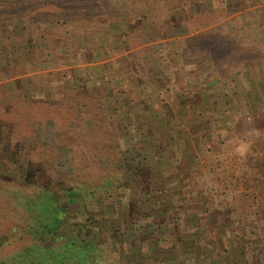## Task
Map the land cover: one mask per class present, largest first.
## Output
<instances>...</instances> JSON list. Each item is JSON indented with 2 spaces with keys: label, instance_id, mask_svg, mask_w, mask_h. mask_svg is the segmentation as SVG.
I'll return each mask as SVG.
<instances>
[{
  "label": "rangeland",
  "instance_id": "rangeland-1",
  "mask_svg": "<svg viewBox=\"0 0 264 264\" xmlns=\"http://www.w3.org/2000/svg\"><path fill=\"white\" fill-rule=\"evenodd\" d=\"M100 1L94 2L86 11L78 12L74 17L75 30L68 40V45L60 47V52L67 55L64 65L61 66L57 64L59 59L45 55L46 50L48 51L47 45L53 43L54 39L49 40L50 42L41 40L40 33H37L40 30L31 29L30 25L25 24L27 19L21 18V15L11 16L10 25L2 23L5 13L1 12L0 47L8 43L9 50L17 60L24 58L23 56H31L38 59L39 63L27 73L2 79L6 78L3 76L6 72L1 65L8 64V55L0 48V83L20 79L28 92L30 81L37 80L44 85V94L48 101H53L59 99L60 95L63 96L61 91L54 90L55 84H61L66 90H73L79 83V77L88 83L89 93L105 85L106 89L103 90L108 91L109 83L102 82L99 76L119 67L125 74L129 73L125 81L126 98L129 94L133 96L131 88H134L135 83L140 85V75L150 66H154L153 70L168 68L170 71L172 56L173 59L182 58L183 61L199 63L198 60H204L205 52H209V47H214L215 44L212 53L215 52L216 66L221 68L222 80L230 86L225 93L230 100L234 99L237 107L231 110L230 106L234 104L230 103L225 105L226 109L223 110H231L229 115L234 118L233 123L226 131L224 129L221 135L225 138L228 133L229 140L227 139L226 143L222 141V146L217 143L218 148L229 143L227 150L221 156H216L214 162L211 161L213 157L205 160L206 173H195L192 180H189L188 175H179L173 187H166L165 175L153 173L161 167V162H164L161 157L162 147L156 145L158 150L150 152L154 143L136 140L144 131H148L146 121L141 119L144 115L141 116V113L135 111V117L140 115V118L134 120L133 111L130 113V110H127L129 116L118 118L121 111L117 113L115 109L111 110V104H108L111 97L106 99L103 106L108 115L104 117V122L107 123L104 124L109 126V129L103 127L102 135L86 142L84 147H78L74 151L71 146L73 141L69 137L72 134L66 132V118L60 116L58 110L52 111L53 120L44 124L38 131L31 128L33 136L26 139L22 136L21 141L27 148H33L36 142L45 145L40 149V153L53 156L54 169L58 172L70 174L74 169L83 170L87 167L85 176L88 180H92V183L101 181L99 191L104 189L109 193L115 189L116 193H122L129 201L143 200L142 205L147 212H150V199L153 195L162 198L172 196L173 200L181 201L196 195L192 186L196 178L198 182L205 181L202 194L210 206V214L215 216L210 222L220 224L221 232L220 235L211 236L210 241L200 244L195 242L196 245L190 246L194 248L191 252L194 256L190 255L187 259L182 257V264H247L243 253L246 246L239 243L232 252L230 249L226 251L225 240L228 232L234 229L242 228L251 234L260 221L264 225V5L258 3L247 8L230 6L226 12H220L204 2L189 13L190 17L182 10V18L186 16L183 21H180V10L174 9L169 16L170 19L174 18V26L159 27L162 19L167 16V10L177 4V0H102L104 4ZM140 25L142 29L145 28L143 32ZM46 28L50 31L55 27L48 25ZM90 45H93L92 54H85L86 47ZM75 46L77 51L73 52L72 48ZM114 59H118L117 64L115 62L112 66L107 63L114 62ZM27 98L30 100V95ZM1 99L3 100V97ZM124 103L128 104L125 99ZM43 108H39L38 115L44 114ZM110 115L115 119L110 118ZM56 118L58 125L55 124ZM58 127L60 130L56 129ZM109 130L111 132L108 136L112 138V134H115L117 137L114 138L119 139L105 142L106 145L103 146V134ZM160 132L161 130H157L156 136L158 134L161 137ZM57 136L63 141L60 145H56ZM159 140L156 138V143ZM210 143L212 145V141ZM80 144L82 145V142ZM209 165L211 169L208 168ZM26 170V164L9 166L0 161V173L3 175L22 177ZM197 193L201 199V192ZM100 202L102 201H99V208L103 209L104 203ZM136 203L138 204L134 207L137 212L140 203ZM226 205L230 207V213H227ZM165 208L168 207L165 205ZM83 209L82 202L72 201L69 205L72 214L81 213ZM103 210L106 216V208ZM156 211L158 214L162 209ZM234 211L238 215L236 219H232ZM121 215L123 218V212ZM122 218L114 214L110 224L123 225V239L128 240V243H125L131 253L129 264H138L139 255L141 257L143 253L153 264H171L173 260L175 264H179V257L186 254L183 253L182 244L191 243L193 240V235L186 236L183 243H180L182 240L173 238L176 235L171 238L168 235L163 238L161 234L159 237L152 236L150 228L134 233L128 219ZM239 220L243 223L239 224ZM102 232L103 228L93 229L91 237L96 240ZM189 238L191 241H188ZM16 247L18 244L10 248L12 251L0 248V261L8 257ZM145 256L142 258L144 264ZM120 258L128 263L123 256Z\"/></svg>",
  "mask_w": 264,
  "mask_h": 264
},
{
  "label": "trees",
  "instance_id": "trees-1",
  "mask_svg": "<svg viewBox=\"0 0 264 264\" xmlns=\"http://www.w3.org/2000/svg\"><path fill=\"white\" fill-rule=\"evenodd\" d=\"M98 1L0 0V13H5L2 23L10 25L11 16L21 15V18L27 19L28 22L25 24L30 25L31 29L40 30L37 33H40L41 40L54 39L53 43L49 41L45 55L59 59L57 64L61 66L64 65L67 55L60 52V47L68 45V40L75 30L74 17L78 12L86 11ZM100 2L104 4L102 0ZM204 2L220 12H226L230 6L247 8L258 3L264 5V0H177V4L167 10V16L162 19L161 26H158H174V18H169L174 9L180 10V21H183L186 16L182 18V10L190 17L189 13ZM48 25L55 28L47 31ZM140 28L142 32L145 30L141 25ZM213 46L216 47L215 44ZM214 47H209L210 50L206 51L205 55L213 54ZM0 48L8 55V64L1 65L6 72L3 75L6 78L1 77L2 79L27 73L34 68L33 66H38L39 60L31 56H23L24 58L17 60L9 50L8 43ZM72 49L73 52L77 51V46ZM92 49L93 45L86 47L85 54H92ZM6 82L0 83V96L3 97V100L0 97V140H2L0 161L9 166L26 164L27 170L22 177L0 173V248L12 251L10 248L18 244L8 257L0 261V264H129L131 253L125 243L128 240L123 239L125 237V233L121 231L123 225L118 223L114 227L110 224L114 214L122 218L121 212L124 215L122 219L124 220L125 217L128 219L134 233L161 225H164L163 231L174 230L170 228L173 223L170 218H158L152 212H136L134 205L138 203L129 201L122 193H116L115 189L109 193L104 189L99 191L101 181L92 183V180H88L85 176L87 167L83 170L74 169L70 174L58 172L54 169L53 156L40 153V149L45 145L36 142L33 148H27V145L21 141L22 136L25 139L33 136L31 128L38 131L44 124L53 120L52 111L58 110L60 116L66 118V132L72 134L69 137L73 141L71 146L74 151L78 147H84L86 142L102 135L103 127L109 129L104 122V117L108 115L103 109L109 97L108 91L100 86L89 93L88 83L79 77V83L73 90H66L61 84H55L54 90L61 91L63 96L48 101L44 94V85L37 80L30 81L28 92L25 91L20 79ZM28 95L31 97L30 100L27 98ZM38 107L40 109L44 107V114L38 115ZM109 117L113 118L112 115ZM57 119L56 125H58ZM56 129L60 130V127ZM110 132L109 130L103 134L101 143L103 146L106 145L105 142L119 139L114 138L117 137L115 134H112V138L108 136ZM61 141L57 136L56 145H60L63 142ZM100 200L101 204L104 203L103 209L107 210L106 216H104L105 211L99 208ZM72 201L82 202L84 209L81 213L72 214L69 211ZM96 212L101 214H95ZM238 223L242 224L243 221L239 220ZM101 228L103 232L97 236L96 241L94 236L91 237V232L93 234V229ZM154 231L159 233L158 230L154 229ZM164 234L167 233H161L163 238ZM226 237V251L230 249L232 252L240 243L246 246L243 253L247 264H264L262 221L251 234L241 228L229 231ZM173 238L182 240L181 235ZM190 255L194 256V253L181 255L179 264H182V257L187 259ZM120 256L126 258L125 261L128 260V263L122 261ZM144 256V253L141 257L139 255L138 264H144L142 260ZM145 260L146 264L149 262L153 264L150 258L146 257ZM171 264H175V260Z\"/></svg>",
  "mask_w": 264,
  "mask_h": 264
},
{
  "label": "crops",
  "instance_id": "crops-1",
  "mask_svg": "<svg viewBox=\"0 0 264 264\" xmlns=\"http://www.w3.org/2000/svg\"><path fill=\"white\" fill-rule=\"evenodd\" d=\"M204 56V60L201 58L198 60L199 63L183 61L182 58L181 60L175 57L173 59L172 56L170 71L167 70L168 68L153 70L154 66H150L144 74L140 75V85L135 83L134 88H131L130 91L134 93L132 92L133 96L129 94V97H126L128 104L124 103V91L129 73L125 74L118 67L114 68L115 71L103 72L99 76L102 82L109 83L107 88L111 98L108 104H113L109 105L112 111L114 109L117 113L119 110L121 111L118 118L128 115L127 110H130V113L133 111L134 120L137 117L140 118V115L135 117V111L141 113V116L144 115L141 119L146 121L148 131L147 133L144 131L136 140L139 142L147 140L149 143H154L150 152H153L154 149L158 150L156 145L162 147L161 157L164 162H161V167L153 173L165 175L164 184L166 187H173L179 175H188L189 180H192L195 173L200 171L206 173L205 160L208 157H213L211 161L214 162L216 156H221L229 144L227 143L225 147H217L218 142L222 146V141L226 143L229 140L228 133L225 138L221 135L224 129L226 131L233 123L234 118L230 117L229 112L237 107L234 99L230 100L226 95L230 86L222 80L223 73L221 68L216 66L215 52L211 55L206 53ZM117 60L114 59V62L107 63L113 66ZM161 66L164 67L163 64ZM102 88L106 89V85ZM230 103L234 104L230 106L231 110L223 111L226 109L225 105ZM157 130H161V137L158 134L156 136ZM156 138L160 139L157 143ZM208 168L211 169L210 165ZM192 186L193 189L195 188L196 195L183 198L181 201L173 200L172 196L162 198L153 194V198L150 199V212L152 211L158 218H170L173 221L170 228H174L173 231H163L164 225H161L157 228H150V233L152 236H157L166 232L167 234L164 235H168L170 238L173 235H181L180 243L186 241V236L193 235V240L191 241L190 238L188 240L191 243L187 242L181 246H184V254H189L194 250L190 246L210 241L211 236L220 235L221 232L220 224L210 222L215 216L210 214L211 210L208 208L210 206L202 194L205 181L198 182L196 178ZM197 191L201 192V199ZM134 202L140 203V213H147L142 205L143 200L141 202L135 199ZM165 205L168 208L164 209ZM226 207L228 208L227 213H230V207L228 205ZM160 208L162 211H158L157 214L156 210ZM234 213L236 212L234 211ZM234 213L232 219H236L238 216L237 213ZM154 229L159 233H156ZM161 241L164 242V240Z\"/></svg>",
  "mask_w": 264,
  "mask_h": 264
}]
</instances>
